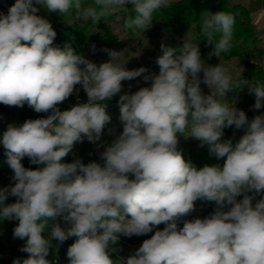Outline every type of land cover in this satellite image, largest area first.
<instances>
[{
    "label": "clouds",
    "instance_id": "clouds-1",
    "mask_svg": "<svg viewBox=\"0 0 264 264\" xmlns=\"http://www.w3.org/2000/svg\"><path fill=\"white\" fill-rule=\"evenodd\" d=\"M172 2L15 0L6 14L0 12V103L48 114L9 123L0 135L13 173L12 183L0 187V219L18 220L13 235L26 238L21 251L29 254L13 264H51L46 257L52 240L62 244L70 237L76 239L67 249L68 264H114L117 249L111 246L121 235L154 229L123 264H264V115L249 121L227 99L237 85L226 67L202 60L191 29L177 46L161 43L158 74L127 69L121 52L110 49H103L109 60L97 64L70 45L54 46L57 33L36 7L62 15L74 11L78 20L98 24L131 5L135 16L124 26L145 32L154 14ZM234 24L231 13H201L200 33L213 46L209 58L230 51ZM138 77L150 86L120 94L122 82ZM242 83L255 96L253 108H264V83ZM77 85L87 102L61 111L58 105L78 92ZM118 94L123 130L100 153L101 162H65L76 143L100 140L111 121L104 102ZM232 126L244 129L235 143L222 139ZM179 136L207 145L223 165L198 169L178 150ZM25 157L39 167L26 168ZM9 197L15 202L5 203ZM197 201L214 202V211L185 219Z\"/></svg>",
    "mask_w": 264,
    "mask_h": 264
},
{
    "label": "trees",
    "instance_id": "trees-1",
    "mask_svg": "<svg viewBox=\"0 0 264 264\" xmlns=\"http://www.w3.org/2000/svg\"><path fill=\"white\" fill-rule=\"evenodd\" d=\"M0 2H6L8 8L15 2V0H0ZM94 3V0H82L84 6H88ZM6 10V13L8 11ZM210 11L215 13L217 11H224L231 13L235 17V24L233 29L232 47L226 54H222L221 58L212 56L208 57V53L212 51L213 46L207 45L206 40L200 33L199 19L203 11ZM38 15L44 17L43 15ZM134 17L135 12L131 5L127 6V10L120 11L116 15L103 18L98 24H93L90 20L87 22H72L70 25L66 24L75 17V12L70 11L67 14L51 13V15L44 18L48 19L52 24L53 29L57 35L53 42L54 46H58L61 49L65 45H70L74 52L81 55L86 47L91 42H108L110 44H117L118 38L114 34L110 27V24L116 20H124L129 17ZM56 27V28H54ZM164 30L167 32V38L164 42L168 46H177L182 43V37L191 29L196 36L198 45L200 48L201 58L208 65H216L218 63H227L233 59H237L243 62L242 72L233 79V82L237 87L227 94V99L230 102L235 103V107L243 110L249 121H251L256 115H264V108L255 110L253 108L255 103V96L249 93L248 85H244L242 82L248 80L249 85L257 82L264 83V49L261 47V39L257 35L256 25L254 24L250 11L244 5L240 3H234L231 0H173L172 6L167 9H161L154 14L152 26L145 32L133 31L126 28V34L131 39L140 43L145 38L148 30ZM217 39L219 36L216 37ZM158 55L161 53V45L157 47ZM6 105L0 103V111H2ZM244 129H235L234 126L224 129V136L222 139H232L233 143L238 141L239 132ZM184 138L179 136V139ZM178 150L182 152L184 159L191 162L198 169L205 165H223V159H217L215 156L209 153L207 145L201 147L198 145L194 149H183L178 143ZM5 150L2 147L0 150V187H7L12 183L11 177L13 175L12 170L6 163ZM23 164V163H22ZM24 165V164H23ZM26 168H36L37 165H24ZM130 179L132 176L130 175ZM10 198V197H9ZM8 200L5 203H13ZM60 223L62 228L67 229L68 225L63 221H56ZM3 229L10 227V232L13 237V245L8 253L7 262L13 264L17 259L23 261L28 258V253L21 251L26 244V238L21 240L15 238L13 235L14 228L18 225V220L13 222L8 219H0ZM51 226V222H49ZM45 235V234H44ZM151 237V236H147ZM75 237H70L62 244L57 240H52V247L50 248L49 255L46 257L49 261L55 254V251L59 248H64L66 245H71L75 241ZM5 252L3 240L0 238V258ZM113 258V256H112ZM114 260V258H113ZM114 264H123L121 261H115Z\"/></svg>",
    "mask_w": 264,
    "mask_h": 264
},
{
    "label": "rangeland",
    "instance_id": "rangeland-1",
    "mask_svg": "<svg viewBox=\"0 0 264 264\" xmlns=\"http://www.w3.org/2000/svg\"><path fill=\"white\" fill-rule=\"evenodd\" d=\"M234 3H240L247 7L250 11L252 20L256 25V31L258 37L261 39V47L264 49V0H231ZM36 7L40 8L39 14L44 17L51 15L52 12H48L41 5H36ZM8 5L6 2H0V12L6 14V10ZM81 23L83 21L78 20L76 16L70 20L67 25H70L72 22ZM124 20H116L110 24L111 29L114 34L118 38V43L113 45L108 42H91L86 49L81 54L85 58L99 64L102 62H106L109 60L108 54L103 51V49L115 50L120 53V61L121 63H126L125 66L127 69H137L140 67H146L149 72L157 73L159 72L158 65L156 64V58L159 56L157 47L164 43L167 38V32L164 30L158 29H150L147 31L144 39L141 40L140 43H137L136 40L131 39L126 34V27L124 26ZM56 28V27H54ZM57 29V28H56ZM93 45L95 46V50H93ZM226 67L232 78L237 77L243 70V62L237 59H233L227 63H223ZM202 76V73H201ZM150 81L145 82L143 77H138L131 81H124L123 89L120 94L123 92H135L140 87L150 86ZM129 85H131V89H129ZM202 92L204 94L209 93L208 87L201 83L200 85ZM78 92H75L63 103L58 105L61 111L69 109L71 106L77 103H86L87 95L84 92L82 86L77 85ZM114 96L108 101H105L107 107L106 111L111 117V121L107 124L103 130L101 138L96 142H89L86 138L82 143H76L73 149V153H70L66 158L65 162H72L74 159L79 158L84 164H87L92 161L101 162L100 161V153L104 151L105 146L111 144L122 132L123 125L120 121V112L118 106L119 95ZM47 113H37L32 108H30L27 104L24 105L23 108L15 107V106H7L2 111H0V135H2L3 131L6 130L7 125L9 123L20 125L27 119H38L41 117H46ZM112 130L111 132L109 130ZM244 134V131L239 132V138ZM180 147L187 149H194L198 145H200V141L195 140L193 138H181L179 139ZM2 145H0V150L2 149ZM24 165H32L27 157H25L21 161ZM134 178V177H132ZM243 196L238 197L237 199H242ZM260 197L257 196L256 199ZM10 201L15 202L14 197L9 198ZM255 203V200L253 201ZM215 209L214 202H196V211L191 213L185 219L192 220L197 217L204 218L212 213ZM227 210V209H226ZM62 219H58L61 221ZM11 221L16 222L15 219H11ZM182 222L179 224V227H182ZM45 230V236L50 235V228ZM165 225L161 224L158 226L160 230H162ZM154 229L152 233H148L147 235L142 236H132L126 237L121 235L118 242L111 247H115L117 249L116 252L111 253L115 261H121L123 263V258H127L134 253L136 249L142 244L145 239H149L155 232ZM0 238L3 240V245L5 247V252L0 258V264H9L7 262L8 253L10 252V248L13 245V237L10 232V227L7 229L2 228V224L0 223ZM70 245H66L63 249L59 248L55 251L54 256L50 260L51 264H68L67 258V249Z\"/></svg>",
    "mask_w": 264,
    "mask_h": 264
}]
</instances>
